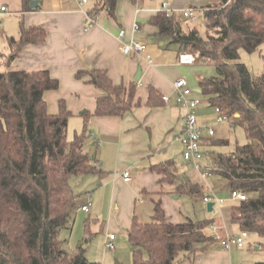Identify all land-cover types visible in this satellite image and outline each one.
Listing matches in <instances>:
<instances>
[{
  "label": "trees",
  "instance_id": "16d2710c",
  "mask_svg": "<svg viewBox=\"0 0 264 264\" xmlns=\"http://www.w3.org/2000/svg\"><path fill=\"white\" fill-rule=\"evenodd\" d=\"M31 1L21 0V13L39 9L41 0L35 8ZM90 2L89 15L105 12L115 18L117 0ZM201 7L202 29L161 9L147 24L156 29L157 39L192 53L195 64L214 67L213 76L199 78L197 91L219 107L231 125L243 129L245 142L224 153L215 147L227 145L228 140L206 139L208 167L222 188L247 195L227 202L222 211L227 222L264 239V64L261 74L253 76L240 61V50L251 53L264 43V0H209ZM45 39L44 29L26 27L21 20L18 38H7L9 52L0 51V64L5 66L0 71V264H100L87 259L86 238L70 251L59 237L74 219L76 193L71 178L103 175L84 150L90 113H81V131L67 140L71 112L59 100L58 112L50 113L44 99V92L58 88V80L47 70L11 68L24 46L40 45ZM74 76L103 91L96 99V116H122L138 104L134 83L114 84L104 69H81ZM148 93L149 106L162 104V96L152 86ZM153 169L162 176L160 182L175 186L176 194L193 197L200 192L197 184L178 172L173 159ZM152 204L150 222L141 223L133 216L126 229L131 264H176L180 254L194 255L213 240L206 231L214 219L187 217L172 222L159 198Z\"/></svg>",
  "mask_w": 264,
  "mask_h": 264
},
{
  "label": "crops",
  "instance_id": "0c3cea01",
  "mask_svg": "<svg viewBox=\"0 0 264 264\" xmlns=\"http://www.w3.org/2000/svg\"><path fill=\"white\" fill-rule=\"evenodd\" d=\"M195 1V0H194ZM204 6L209 0H197ZM152 6L146 0H117L115 18H111L100 12L91 25L86 20L85 13L79 8L75 0H41L39 9L21 13V0H0V6L11 5L14 12L23 20L26 27L35 26L45 30L46 39L40 45L28 44L22 48L14 60L13 67L26 71L47 70L51 77L58 80V88L44 92V99L50 113L58 112V101L64 100L66 108L72 117H84L81 111L86 110L90 115L86 118L88 137L84 142V150L103 172L101 178L97 174L94 180L99 178L98 193L95 202L101 209L108 207L109 213L113 209L124 211L123 225L128 228L131 222V206L136 211V197L138 203L159 198L168 219H173L172 198L175 186L171 183L160 182L162 176L153 167L165 160L173 159L177 163L179 173L187 175L192 183L200 188L203 195L214 189L194 168H190L179 159L182 145L178 140L181 135L183 110L173 100L157 106H149L148 87L152 86L161 96L173 95V82L179 77L185 78L183 72L176 70V65L192 66V64H180L178 56L184 51H178L175 45H167L154 36L156 29L147 24L150 16L161 9V5ZM91 2L86 6L88 9ZM170 4L168 3V9ZM193 8V7H192ZM196 8V7H195ZM2 14V13H1ZM0 14V15H1ZM137 25V29H134ZM19 26L16 32H7L3 29L0 40L4 37V46L0 51L6 55L9 52L7 38L19 36ZM126 29L124 41L133 39L146 42V48L140 55H125L118 49V33ZM149 55L152 62H148ZM176 55V58L174 57ZM140 67V77L134 79L137 67ZM212 66V65H211ZM213 70L214 67L212 66ZM5 66L1 62L0 71ZM81 69H104L107 71L114 84L129 83L135 85V101L131 109L122 116H96L93 114L96 99L103 91L85 82V79H76L75 73ZM215 71L205 76H213ZM202 75L195 77V85ZM186 80V78H185ZM139 81V85H137ZM201 98L196 114L198 123L203 127H210L215 121V106L208 103L207 98L201 95L197 89L194 96ZM68 119V120H69ZM82 124V126H83ZM203 134L201 149L204 155L203 163L207 164L205 140L213 137ZM98 141V142H97ZM97 147V148H96ZM205 147V151H203ZM98 149L92 155V149ZM128 171L130 179L122 178L123 172ZM212 176V175H210ZM216 178V177H215ZM94 196V194H93ZM88 199L80 200L76 194L73 218L76 219L79 212L89 213L93 206ZM89 203L88 211H82L79 207ZM153 205V204H152ZM98 208V207H97ZM151 209V208H150ZM137 218V216H135ZM138 219V218H137ZM74 221V219H73ZM216 226L220 235L237 233L232 230L226 217L217 219ZM75 224V221H74ZM74 226V225H73ZM236 226V225H235ZM87 229V227H86ZM71 230V229H70ZM206 234L209 236L210 231ZM115 240V235H114ZM113 240V241H114ZM246 246V245H245ZM224 249L220 241L212 240L205 244L202 251L189 255L180 254L176 264H232V250Z\"/></svg>",
  "mask_w": 264,
  "mask_h": 264
},
{
  "label": "rangeland",
  "instance_id": "374dc122",
  "mask_svg": "<svg viewBox=\"0 0 264 264\" xmlns=\"http://www.w3.org/2000/svg\"><path fill=\"white\" fill-rule=\"evenodd\" d=\"M146 1L152 6H157L160 5L162 1H167L170 4V12H174L180 17L182 16L181 11L183 9L193 7L195 9L196 17L195 19L188 18L187 23L199 29H202L203 27L202 13L199 7V4L201 3L197 0ZM19 20L20 18L16 12H14L12 4L7 5V11L2 12L0 15L1 37L3 34L1 32L3 29L7 30V32H16V27L19 26ZM124 31L126 34V29H124ZM3 44L4 37L0 40L1 48L5 47ZM174 57L176 58V55ZM240 61L247 66L253 76L260 75L264 64V43H262L257 50L251 53L240 50ZM13 66H15L14 62L12 63L11 68L16 69V67ZM175 68L178 73H184L186 82L193 93H195V90L197 89L195 86V77L198 75L205 76V74H210L214 71L212 66L209 64L197 66H182L177 64ZM194 83L195 85H192ZM197 95L200 96L199 94ZM82 124L83 120L81 117L75 116L68 120L66 129L67 140H71L75 133H79L81 131ZM210 127L214 131V136L212 137L213 139L224 138L228 140L227 145L216 146V150L228 153L233 150L237 144L241 145L245 142L244 131L238 125H231L227 121L222 122L215 119ZM96 148L92 149V155L96 154V151L98 150ZM205 149L206 148L203 147V151H205ZM178 156L181 160V151L179 152ZM182 163H184L183 160ZM93 178L94 176L71 178L70 183L74 189V192L79 195L80 200L86 201L89 195V200L93 206L90 208L89 213L79 212L76 219L74 218L75 224L73 221L69 229H63L60 232L59 237L64 240L65 247L70 251H74L76 246L83 242V239L86 238V242L83 246L85 249V255L89 261H96L100 264H131V247L127 239V228L122 223L124 221L125 213L120 208L113 209L112 213H109L108 207L106 206H104V208L102 207L101 209L99 208L98 204L95 202L97 193L99 191V178L97 177L95 180ZM207 179L211 184V187L219 196L224 198L227 197L229 189L222 188L220 181L215 178V176H209ZM168 196H170V198L173 197L171 202L173 205V219H177L179 221H182L187 217L191 218L192 220H202L205 218L214 220L222 219L224 215L222 211L224 207L228 205V201H226L219 207L216 205L212 211H207L206 204L202 201V195L200 193L194 195L193 197H190L185 193ZM138 199H141V197H136V211L133 205L131 206V214L134 212L131 217L137 216V220L141 223L150 222L153 212L152 202L150 200H146L140 204L138 203ZM213 224L216 225V221ZM232 226L233 231L239 230L237 226ZM109 233L115 235V240L113 241L115 246L114 250H110L105 246V241L107 240V235ZM263 241L264 239L259 238L256 234L248 233L245 244L246 246L241 249L232 250V264H257L258 262L264 261Z\"/></svg>",
  "mask_w": 264,
  "mask_h": 264
},
{
  "label": "built area",
  "instance_id": "2783aa9c",
  "mask_svg": "<svg viewBox=\"0 0 264 264\" xmlns=\"http://www.w3.org/2000/svg\"><path fill=\"white\" fill-rule=\"evenodd\" d=\"M79 8L85 13L86 20L89 25L94 23L96 16H91L88 14L86 6L89 4L90 0H75ZM161 10L166 13H170L168 9V2L165 1L161 5ZM7 11V7L0 6V14ZM184 18L195 19V9L192 7L185 8L181 11ZM134 29H137V25H134ZM125 31L121 29L118 33L119 44L118 49L121 53L125 55L133 54L140 55L146 48V42L139 41L136 39L130 41H124ZM148 62H152L149 55L146 56ZM178 61L180 64H192L195 61V56L189 52L180 53L178 56ZM139 85V81L136 83ZM162 100L164 102H169L171 100L183 110L182 120V132L178 137L182 145L181 157L184 164L188 167H192L197 170L202 177L207 178L211 175L210 168L207 164L203 163L204 155L201 149V140L204 133L209 136L214 134L211 127H203L198 123L196 110L201 103V98L199 96H194L192 90L189 88L185 78L179 77L173 82V95H162ZM215 119L218 121H227L230 124V119L224 114L219 107L215 106ZM97 166L96 163H94ZM122 178L125 181L130 179L129 172L125 171L122 174ZM247 195L240 190L230 189L226 198L219 196L215 191L209 190L202 195V201L207 204L212 202V209L217 205L218 207L226 201H237L246 199ZM89 203L83 204L79 207L82 211H88ZM210 231V236L217 241H220L224 249L230 250L233 247L243 248L246 244V238L248 237V232L245 230H240L237 233H229L227 235H220L216 225L210 224L208 229ZM114 234L109 233L107 235V240L105 241V246L114 250L115 246L113 244Z\"/></svg>",
  "mask_w": 264,
  "mask_h": 264
},
{
  "label": "water",
  "instance_id": "95a60500",
  "mask_svg": "<svg viewBox=\"0 0 264 264\" xmlns=\"http://www.w3.org/2000/svg\"><path fill=\"white\" fill-rule=\"evenodd\" d=\"M38 0H32L31 2H30V6L31 7H33V8H35L37 5H38ZM140 72H141V69H140V67L138 66L137 67V70H136V72H135V74H134V79H136V80H138L139 79V77H140ZM86 110H83V111H81V113L82 112H85ZM206 209H207V211H212V202H209V203H207L206 204ZM117 264H119V263H117ZM257 264H264V261H262V262H258Z\"/></svg>",
  "mask_w": 264,
  "mask_h": 264
}]
</instances>
